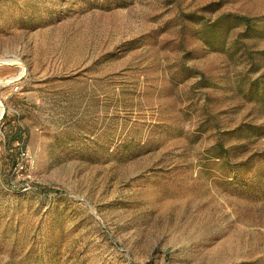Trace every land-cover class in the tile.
<instances>
[{"label":"rangeland","instance_id":"obj_1","mask_svg":"<svg viewBox=\"0 0 264 264\" xmlns=\"http://www.w3.org/2000/svg\"><path fill=\"white\" fill-rule=\"evenodd\" d=\"M1 58L0 264H264V0H0Z\"/></svg>","mask_w":264,"mask_h":264},{"label":"trees","instance_id":"obj_2","mask_svg":"<svg viewBox=\"0 0 264 264\" xmlns=\"http://www.w3.org/2000/svg\"><path fill=\"white\" fill-rule=\"evenodd\" d=\"M194 17V16H193ZM201 28L199 29V31L197 33H200L201 38L206 37L207 39V33L211 30H216L218 28L221 29V31H223V35L222 38L223 40L225 39V34L236 27H242L244 28L241 32L238 33L239 38L234 41V43H238L239 39L245 37V38H249L251 36V33L253 31H258L260 29H256L255 28V23H253V18L245 16V15H240V14H225L224 16H222L218 23L214 25H209L208 23H201ZM228 39V38H227ZM223 46V45H222ZM237 48H241L240 46L236 45ZM261 89V90H260ZM249 95L251 96V98H253L254 100H258L259 102H262L264 104V85L260 87V85L258 84L257 81L251 82L250 86H249V90H248ZM6 115L4 114L3 117H5ZM247 129L251 132H257V128L259 127H254L252 125H244L239 126L235 129V131L240 132L239 135H241L243 129ZM257 134V133H256ZM5 136V145H6V149L7 152H9V150H11L10 152V159H11V167H16V164L19 161V156H20V149L21 146L24 145L26 136H25V132L19 127L18 124L16 125H11V127L9 128V130L4 134ZM14 142L19 143V145L17 146H13ZM244 145V144H242ZM243 147V146H241ZM229 151L230 148L225 147L223 141L221 140H217L207 151L208 157L211 159H218V160H222V162L224 164H227V158L229 156ZM9 154V153H7ZM247 161L245 163H243V165H246ZM257 175L255 180L253 182H251L250 184L253 187H263L264 188V165L260 166L258 171H257ZM42 191L41 192H60L59 190H56L52 187H42ZM40 190V189H39Z\"/></svg>","mask_w":264,"mask_h":264},{"label":"bare ground","instance_id":"obj_3","mask_svg":"<svg viewBox=\"0 0 264 264\" xmlns=\"http://www.w3.org/2000/svg\"><path fill=\"white\" fill-rule=\"evenodd\" d=\"M12 63H15V61L13 59H10V58H1L0 59V64H12ZM12 78L18 79L16 77H9L7 80H0V84H6V83L9 84L13 80H15V79H12ZM3 110H4V105H3V103L0 100V117H1V115L3 113Z\"/></svg>","mask_w":264,"mask_h":264}]
</instances>
